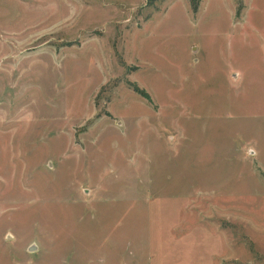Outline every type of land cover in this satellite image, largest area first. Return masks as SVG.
<instances>
[{
    "label": "rangeland",
    "instance_id": "1",
    "mask_svg": "<svg viewBox=\"0 0 264 264\" xmlns=\"http://www.w3.org/2000/svg\"><path fill=\"white\" fill-rule=\"evenodd\" d=\"M152 1L0 0V264H264V0Z\"/></svg>",
    "mask_w": 264,
    "mask_h": 264
},
{
    "label": "trees",
    "instance_id": "2",
    "mask_svg": "<svg viewBox=\"0 0 264 264\" xmlns=\"http://www.w3.org/2000/svg\"><path fill=\"white\" fill-rule=\"evenodd\" d=\"M150 3H152L153 1L152 0H148Z\"/></svg>",
    "mask_w": 264,
    "mask_h": 264
},
{
    "label": "water",
    "instance_id": "3",
    "mask_svg": "<svg viewBox=\"0 0 264 264\" xmlns=\"http://www.w3.org/2000/svg\"><path fill=\"white\" fill-rule=\"evenodd\" d=\"M30 250H33L32 248Z\"/></svg>",
    "mask_w": 264,
    "mask_h": 264
}]
</instances>
